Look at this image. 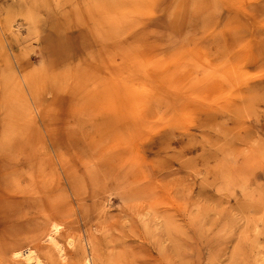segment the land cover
<instances>
[{
  "label": "rangeland",
  "instance_id": "1",
  "mask_svg": "<svg viewBox=\"0 0 264 264\" xmlns=\"http://www.w3.org/2000/svg\"><path fill=\"white\" fill-rule=\"evenodd\" d=\"M19 249L264 264V0H0V264Z\"/></svg>",
  "mask_w": 264,
  "mask_h": 264
},
{
  "label": "bare ground",
  "instance_id": "2",
  "mask_svg": "<svg viewBox=\"0 0 264 264\" xmlns=\"http://www.w3.org/2000/svg\"><path fill=\"white\" fill-rule=\"evenodd\" d=\"M54 227V229L55 230H57V225L56 224H54L53 225ZM48 239H49V241L51 242V243H53V245H55V248H57V249H60L61 250V247L59 248V244H58V242L56 241V239L53 237V236H48ZM15 258L17 257H19V258H23L25 261H27L28 262V264H30L31 262H32V260H33V251H31L30 249H24V250H22V249H19V250H16L15 252H14V255H13ZM87 262V261H86ZM35 263V262H34ZM32 264V263H31Z\"/></svg>",
  "mask_w": 264,
  "mask_h": 264
}]
</instances>
